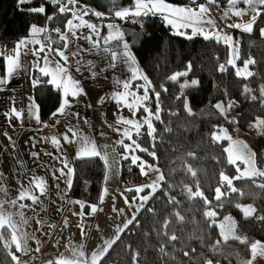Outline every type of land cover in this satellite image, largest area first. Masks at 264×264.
I'll return each instance as SVG.
<instances>
[{"label": "trees", "instance_id": "1", "mask_svg": "<svg viewBox=\"0 0 264 264\" xmlns=\"http://www.w3.org/2000/svg\"><path fill=\"white\" fill-rule=\"evenodd\" d=\"M165 1L224 7L230 0H216L215 4L208 0ZM42 5L45 14L30 11ZM133 5L134 0H77L69 7L73 13L84 6L113 13ZM53 14L54 19L48 21L46 16ZM71 18V12L60 14L58 6L47 0L23 5L19 0H0V47L7 55L20 39L30 36V25L44 27V33L56 28L63 31ZM106 19L111 23H104L103 37L107 36L112 47L120 46L122 42L116 40L121 32L106 25L119 26L147 82L148 108L141 110L153 113L154 131L146 128L140 133L139 155L159 167L163 180L98 264H247L252 245L264 242V151L255 153L256 174L235 178L238 166L228 158V140H218L216 133L234 113L242 130L253 126L264 142V5L251 30L236 32V65L230 63L225 38L174 35L159 15L142 18L143 27L133 24L131 17ZM31 31L35 33V29ZM242 67L251 73L243 75L238 69ZM3 71L0 56V78ZM185 72L188 74L177 75ZM35 97L41 120L50 121L60 104L59 90L44 84L35 88ZM230 100L239 110L230 111ZM73 168L71 197L88 206L98 205L104 161L77 158ZM122 178L140 179L138 166L129 159L122 162ZM244 206H251L249 214ZM19 253L13 230L1 227L0 264H15Z\"/></svg>", "mask_w": 264, "mask_h": 264}, {"label": "crops", "instance_id": "2", "mask_svg": "<svg viewBox=\"0 0 264 264\" xmlns=\"http://www.w3.org/2000/svg\"><path fill=\"white\" fill-rule=\"evenodd\" d=\"M172 4L192 7L198 13L194 14V19L202 18L208 21L206 24L196 25L198 33L200 30L208 34L217 30L226 34L228 31L213 12L211 5L204 3L206 7H203L199 6L200 4L197 6ZM257 16L250 18L244 24H253ZM113 17H115L114 12L92 19L83 13L73 15L74 23L83 26L87 22L88 26L94 27L97 33L100 30V35L97 37L93 34L94 40L99 39L98 49H91V45L85 40L72 37L71 30L76 27L73 23H69L60 33L57 31L40 33L42 29H35L34 34H40L31 37L33 44H30L28 49H39L40 45L36 44L41 41L45 50L40 53L39 60L31 54V51L25 54L27 50L22 46L23 41L17 46L16 56L22 66L13 74L5 91L0 92V228L8 226L15 233L20 250L15 264L53 262L98 264L159 187L160 184L155 182L158 176L161 177L158 183L163 180L159 167L139 155L140 133L146 128L150 133L154 131V126L150 127L151 123L147 122V111L141 110V107L148 108L147 82L145 79L133 81L132 69H137L135 75L142 77L137 63L126 62L121 57L112 60L110 55L102 52L104 46L110 47L114 53L125 50L122 49V44L116 47L105 45L104 23H111V19L106 18ZM219 24L223 27L218 26ZM67 29L68 41L65 42L63 36ZM171 29L176 31L172 27ZM180 31L186 34L191 29H180ZM237 31V29L233 30L235 43ZM82 34L91 33L89 29L83 28L78 30L77 36ZM220 36L217 39L225 38ZM63 43H68L67 50L63 49ZM77 46L81 49L80 55L73 57L71 53L76 51ZM57 49L65 51L69 56L66 66L69 67L74 78L81 82L85 94L76 98L69 97L72 107L67 111L78 115L65 116L64 106L69 102L63 100V95L69 92L76 94L71 81L66 79L64 91L59 90L61 97L59 111L62 115L58 114L57 120L50 119V121H42L40 118L39 123L34 117L37 114L40 116V106L35 97L32 79L41 76L36 67L37 63L42 67L41 73L50 71L48 65H44L45 53H48V59L53 62L49 67H54L56 61L64 63L57 55ZM0 53L4 54L1 47ZM88 60L94 62V67L87 64ZM77 61L80 62V72L75 71ZM16 62L9 60V69ZM111 63H117V67L115 69L109 67ZM240 70L245 76L251 73L248 67H242ZM92 71L97 72L94 78L91 76ZM53 76L57 79L56 74ZM6 77L7 61L4 59V71L0 79ZM129 96L134 97L132 101ZM113 99L121 101V105L118 106ZM30 104L36 106L33 117L28 115ZM229 104L236 108L233 100H230ZM124 105L127 107L125 108ZM12 107L23 109L21 118L5 117L4 113L10 111ZM57 110L58 108L54 112ZM119 115H122L119 118L122 123L117 125L120 133L113 126ZM152 116L153 113L151 119ZM235 122L237 123L236 118L232 123L222 127L219 133L223 135L221 134V139L218 140L226 139L229 142L228 137L231 132L236 131L238 137L242 139V135L249 136V129L242 130L240 127L237 129ZM3 133H8L11 140ZM252 139L254 142H262L260 139L257 141L254 135ZM35 152L39 153L38 158L31 156V153ZM84 157H100L105 163L102 197L98 205L89 206L91 211L89 208L85 210L82 201L71 197L69 187L64 183L67 180L71 188L74 175L73 161ZM128 159L139 168L140 179L136 181H124L122 178V162ZM65 162L66 168H64ZM53 168L63 169L66 175L54 179ZM24 220L28 221L27 225L23 223ZM25 232L30 233L27 243L23 236ZM247 264H264V242L257 241L252 245V255Z\"/></svg>", "mask_w": 264, "mask_h": 264}, {"label": "snow or ice", "instance_id": "3", "mask_svg": "<svg viewBox=\"0 0 264 264\" xmlns=\"http://www.w3.org/2000/svg\"><path fill=\"white\" fill-rule=\"evenodd\" d=\"M47 2L49 4H51V5H53V6H58V12L60 14H65V13H68V12L72 13V18L68 19L66 21V25H68L69 23H73V24L76 25V27L71 30V35H72L73 38L85 40L88 44L91 45V49L100 48L99 39H97V40L93 39V34L97 37L98 35H100V30H99V33H97L95 31L94 27H89L88 26L87 22L83 26H80L79 23H74L73 8H70L69 5H72V6L76 5L77 0H47ZM195 2H196V0H192V3H195ZM234 2L236 4H239V3H242L243 0H234ZM26 3H32V0H19V4H21V5L26 4ZM208 3L215 4L216 0H208ZM228 4L231 6L230 3H228ZM199 6L206 7L204 4H200ZM65 7H67V9H68L67 12H65V10H64ZM30 11L32 13H34V14H45L46 13V8L42 5V6H39V7L31 8ZM194 14H198V13H197V10L193 9L192 7L176 6V5L172 4V3H166L165 0H134L133 7L130 8V7H127V6H121L119 8V10H116L114 12V16L116 18H119L121 20H128V18L131 17L132 18L131 22L133 24H140L141 27H143L142 18L148 17L150 15L151 16L159 15L166 22L167 25L171 26L173 29L176 30L173 33L174 35H185L187 39H193L195 34L198 32V29L196 27L197 24H206V23H208V21H205L202 18L199 19V20L194 19ZM54 15L55 14L48 15V16H46V19L48 21H51V20L54 19ZM84 15H88V13L85 12ZM94 15L96 17H102L104 14L97 11V12L94 13ZM34 27L41 28V29L44 28V27H38L36 25H30V38L20 39L14 45L13 49L11 50L12 54L4 55L3 53H0V56H3V58L7 61V77L3 78V79H0V92L5 91V87L10 82V79L12 78L13 74L19 68H21V66H22L21 62H20V59L16 56L17 46L21 45L22 41H23V44H22L23 48L27 50L25 52V54H28V51H31V54L33 56H36L37 60H39L40 53L44 52L45 47H43L44 44H42L41 41H40L39 44H36V45H40L39 49H37V50L28 49V46L30 44H33L31 42V37L33 35L39 36L40 33H44L43 31H41L40 33H37V34L32 33L31 30ZM106 27L108 29L109 28L118 29L121 32V37H118L116 41L122 42V49H125V50L114 53V52L111 51L110 47L104 46L102 52L104 54L110 55V58L112 60L117 59V57H121L126 62H130V63H133V64L137 63V58L135 57L134 53L132 52L129 43L126 40H124V35L125 34H124L123 31L120 30L119 26L108 24V25H106ZM83 28L89 29L91 34H87V35L82 34L80 36H77L78 30H81ZM189 28L191 29V35H186L184 32L180 31V29H189ZM56 31H57V33H60L61 29L60 28H56ZM262 32H264V30H262ZM67 33H68V29H67V32H65L64 36H63V41H65V42L68 41V34ZM199 34H200V36L203 39H205V40L209 39V36L207 34H204L202 32V30L199 31ZM103 38H104V41H105V45H110L111 41H109L107 39V36H105ZM121 38H122V40H121ZM62 47H63V49L67 50L68 49V43H63ZM49 51H50V49H48V52ZM56 51H57V55L64 61V63L61 64L59 61H56L55 64H54V67H49V65H51L53 62L48 59V53H45V55L43 57L44 65L45 64L48 65V68L50 69V71L41 73V68L42 67L39 66V63H37L36 67L38 68L41 76L39 78H33L32 79L33 88H37V87H40L41 85L47 84V85H53V86H55V88L57 90H62V92H63L64 91V87H65V80L66 79L70 80L73 88L76 90V94L73 95L72 92H69L67 95H63V100H67L69 102L68 104H66L64 106L65 107V112L63 114L65 116L78 115V114L69 113L67 111V109L72 107V105H71V103L69 101V97L76 98V97H78V96H80L82 94H85L84 93V89L82 87L81 82L74 78V76L72 75V73L69 70V67L66 66L68 64V61H69V56L65 54V51H61L59 49H57ZM80 51H81V49L79 48V46H77L76 51H73L71 53V56L78 57L80 55ZM20 56H21V53H20ZM9 60H16L17 61L10 69H9V65H8V61ZM87 64L89 66L94 67V62L92 60H88ZM109 67L115 69L117 67V63H111L109 65ZM187 69L189 71L191 69V63L190 62L187 65ZM75 71L76 72H80L81 71V66H80V62L79 61H77L76 65H75ZM136 71H137V69H132L131 70L133 81H136L138 79H143L144 77H139V76L135 75ZM53 74H56L57 79H54ZM187 74L188 73L185 72L183 74H177V75H187ZM91 76L93 78L96 77L97 76V72L92 71L91 72ZM45 77H50V79L45 80L44 79ZM194 84H198V81L194 82ZM125 85L127 86V81H125ZM164 91H166V89H164ZM129 97H131V101L134 98L132 96H129ZM29 99L31 100V97ZM113 100L116 102V104L118 106L121 105V101L116 100V99H113ZM131 101L128 98V103L129 104L131 103ZM34 107L36 108L35 104H30L29 107H28V115L30 117L34 116V114H33ZM60 107H61V103L59 104L57 112H53L52 113L53 118H55L58 114L62 115V113L59 111ZM124 107L126 108L127 105H124ZM128 110L131 111V109H128ZM17 114H19V115H17ZM22 114H23V109H17L16 107H12L10 111H6L4 113L5 117H7L9 119H11L12 117H15V118L19 119V118H21ZM121 116L122 115L117 116V118L115 120V123L113 124V126L116 127L118 133H120V128H118L117 125H120V123H122V120L119 119ZM34 117H35V119L39 120V123L41 122L40 121V116L38 114L36 116H34ZM3 135L8 137L11 140V137L9 136L8 133H3ZM85 140H87L86 137H85ZM120 142L121 141H118V143H120ZM13 147H15V146L13 145ZM104 147H106V145ZM31 156L34 157V158H38L39 157V153L38 152L31 153ZM89 158L90 157H84V159H89ZM96 158H99V157H96ZM57 159H59V158L57 157ZM61 162H63V160ZM66 167H67V163L65 162L64 163V168H66ZM56 173H59V175H56ZM52 174H53V178L55 179L58 176H65L66 172L63 169L53 168L52 169ZM41 179H45V178L41 177ZM73 182H74V178H73ZM64 183L69 187V190H70V185H69L68 181L65 180ZM84 207H88L89 210L91 211V208L88 205L85 204ZM18 223H20V222H18ZM23 223L25 225H27L28 221L24 220ZM23 236L25 238V242L27 243V240L30 237V233L25 232V233H23Z\"/></svg>", "mask_w": 264, "mask_h": 264}, {"label": "rangeland", "instance_id": "4", "mask_svg": "<svg viewBox=\"0 0 264 264\" xmlns=\"http://www.w3.org/2000/svg\"><path fill=\"white\" fill-rule=\"evenodd\" d=\"M229 3L231 4V6L229 4L224 7L211 5L212 10L213 12H215L217 18L227 27L228 31L226 32V34L225 33L223 34V32L220 30H217L215 33H209V34L204 33V34H207L209 37L212 35L211 37H215V38H219V35H221L220 37L225 36L227 43L230 47V63L233 65H236V60L238 57V48L234 41L235 38H234L233 30L236 31L237 29L240 32L251 30L252 24L250 23L244 24V23L248 21L250 18H253L254 16H257L260 14L262 7L264 5V0H243V2L239 4H236L234 0H230ZM75 12L76 14H79V13L84 14L85 12H87L89 16L96 17L94 13L97 11L87 6V7L79 8ZM106 15H109V14H106ZM33 29H36V27H34ZM188 32L189 33H186V35H191V31H188ZM197 34L199 33L197 32L195 35ZM262 35L264 36V32H262ZM238 69L240 71V68ZM231 105L228 103V107L232 113L235 112L236 110H239V106L237 104H236V108L235 107L233 108ZM151 113L152 112L148 111L147 118H146L147 122L149 124L151 123L150 127L153 126L152 119H151ZM234 120H235V116L233 113L228 123L230 122L232 123V121ZM228 123L226 125H228ZM234 125L237 129H239L238 128L239 126L237 125L236 122L234 123ZM248 129H249L248 131L249 136L242 135L243 139L238 137L237 131L231 132L230 137L232 139L228 137L230 139L226 147L228 158L232 163L238 166V171H237L235 178L248 177V176H253L254 174H256L258 170H257L256 163H255V153L257 151H264V142L260 139L255 128L251 127L250 125L247 128V130ZM221 134L223 135V133H219L218 131L216 133V137L218 139H221ZM253 135L257 139V141L258 139H260L262 142H254L252 139ZM238 163H242V165L239 166ZM160 178L161 177L158 176V180L155 181L156 184H160L158 183L161 180ZM243 209L246 214H249L251 212L250 211L251 206H244Z\"/></svg>", "mask_w": 264, "mask_h": 264}, {"label": "built area", "instance_id": "5", "mask_svg": "<svg viewBox=\"0 0 264 264\" xmlns=\"http://www.w3.org/2000/svg\"><path fill=\"white\" fill-rule=\"evenodd\" d=\"M84 7H87V6H84ZM84 9V8H83ZM94 10H96V9H94ZM96 11H98V10H96ZM100 12V11H99ZM101 13H103V12H101ZM74 14H76V12H74ZM103 14H105V13H103ZM218 26H220V27H223V25L222 24H219ZM59 118V115H57L55 118H53V116L51 115L50 116V119L52 120V119H58Z\"/></svg>", "mask_w": 264, "mask_h": 264}]
</instances>
